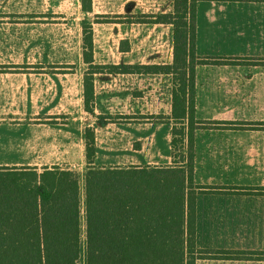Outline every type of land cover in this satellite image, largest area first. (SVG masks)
I'll use <instances>...</instances> for the list:
<instances>
[{
    "label": "rangeland",
    "instance_id": "rangeland-1",
    "mask_svg": "<svg viewBox=\"0 0 264 264\" xmlns=\"http://www.w3.org/2000/svg\"><path fill=\"white\" fill-rule=\"evenodd\" d=\"M6 1L7 5L0 0V75L20 77L22 74H34L41 77L47 74H74L73 68L71 71L55 72L49 70V66L84 64L85 30L92 33V38L95 37L93 48L95 45L101 46L94 50L95 64L107 63L109 67L128 62L145 66L172 62L170 27L149 24L162 7H172L171 0H141L144 5L139 7L140 14L126 17L114 14L105 20L98 19L100 25L94 24L93 18L83 13L81 22L70 26H52L42 22L49 16H43L45 10L37 0L35 9L31 11L24 9L23 0ZM231 11L232 15L246 14L241 9L233 8ZM207 12L216 14L217 9L207 10L204 5L197 8V21L201 28V18ZM135 13H138L137 9ZM252 14L264 20V7H258L256 13ZM4 19L9 22H4ZM16 19L28 20L21 23L15 22ZM138 20L143 24H131ZM252 26L264 27V24ZM49 29L53 31L49 32ZM80 31L81 53L77 36ZM98 36L106 38L98 39ZM203 36L200 29L198 53L207 54L213 58L212 62L226 66H204L196 70V119L201 126L196 134V152L194 150L196 183L201 187L197 200V236L200 239L222 233L225 237L264 235V39L227 40V45H224L222 40L211 39L210 36L205 39ZM129 37L130 40H127ZM128 49L132 50L130 55L119 54ZM7 64L13 71L8 72L4 68ZM92 72L93 69L89 67L84 73L80 108L73 103L77 101V96L70 93L71 89L62 87L60 94L54 95L59 108L62 109L61 105L66 108L60 111L58 121L52 120L48 124L67 127H42L39 125L46 124L43 118L30 119L32 111L36 112L44 101L53 97V94L42 97V88L36 90L33 87V91H39L40 95L39 98H36L37 94L29 96L34 104H29L32 109H28L31 112L26 115L20 112L21 101L13 105V111L25 115L20 116L25 119H16L9 121L8 126H0V167L27 166L37 167L40 171L43 165H60L77 173L82 194L86 167H69L66 164H77L74 160L80 156V148H69L67 145L72 139L78 141L81 136L84 151L85 135L90 131L94 141L98 136V140L108 143L109 153L113 157H120L122 152L126 153L123 148L128 143L121 140L123 135H127L120 131L121 127L143 129L139 132L144 135L140 143L129 142L133 150H139L140 144L144 145L147 162L164 164L172 161L169 158L170 126L158 118L170 113V77H117L110 75L106 68ZM103 82L106 85L101 87ZM85 84L92 85L93 96L88 105L85 104ZM50 86L53 91L56 89L54 85ZM94 86L97 87V97L94 96ZM1 113L2 109L0 119ZM91 124L94 127H89ZM33 162L39 164L34 165ZM80 264H84L83 254Z\"/></svg>",
    "mask_w": 264,
    "mask_h": 264
},
{
    "label": "trees",
    "instance_id": "trees-1",
    "mask_svg": "<svg viewBox=\"0 0 264 264\" xmlns=\"http://www.w3.org/2000/svg\"><path fill=\"white\" fill-rule=\"evenodd\" d=\"M199 1L223 0H172L171 12L149 23L170 27V65L105 67L113 75L170 77L171 113L158 118L172 125V165L97 167L87 131L82 194L71 169L0 167V264H80L82 254L84 264H195V71L210 64L196 56ZM81 8L90 14L91 0ZM83 35V59L92 66V33ZM84 88L88 105L92 85Z\"/></svg>",
    "mask_w": 264,
    "mask_h": 264
},
{
    "label": "crops",
    "instance_id": "crops-1",
    "mask_svg": "<svg viewBox=\"0 0 264 264\" xmlns=\"http://www.w3.org/2000/svg\"><path fill=\"white\" fill-rule=\"evenodd\" d=\"M8 4L6 0H2ZM36 0H23V7L26 10H33L35 9L34 3ZM41 3L42 8L45 10V13H42L43 16H49L47 19H42L46 25H75L77 22H81L84 18L82 8H81V0H37ZM160 1V0H159ZM170 1V0H169ZM172 3V0H171ZM140 5H144L141 0H91V13L87 14V16L93 18L92 22L96 25H100L101 22L99 20H105L107 16H112L116 14L119 17H126V16H134L136 14H140L139 7ZM200 5H204L207 10L210 9H217L216 14L206 13L207 15L201 18V25L203 28L199 26V20L197 21V8ZM159 6H161L159 4ZM258 7H264V0H223V1H199L196 4V56L199 59H205L210 64L198 66H213V67H222L226 66L225 64L216 65L213 64L211 59L207 54H200L197 51V39L199 38L200 29H202V34H204L203 38L216 40H222L224 45H227L225 41L227 40H243L249 38H256V39H264V36H258L257 34H264V27L252 26L258 24H264V20L262 17H258L252 13H256ZM16 8V7H15ZM64 8V9H63ZM235 8L236 10L241 9V12L246 14L240 15H232L231 10ZM63 9L64 11H61ZM135 9L138 10V13H135ZM244 9H246L244 11ZM117 10V11H116ZM231 12H230V11ZM116 11V12H115ZM172 11V7H162L159 13L166 14ZM144 14V13H143ZM49 19V20H48ZM99 19V20H98ZM4 22L8 19H4ZM28 19H16L15 22H27ZM48 20V21H47ZM39 22V21H36ZM62 22V23H60ZM137 24L140 26L143 24L141 21L132 22L131 24ZM205 25V26H204ZM158 26V25H154ZM161 26V25H159ZM168 27V26H167ZM53 31V29L48 30ZM78 38L80 39V43L78 42V50L81 53L82 46H81V39L82 34L81 31L77 34ZM134 37L130 35V37ZM130 37L127 40H130ZM95 38V37H93ZM105 36H98V39H104ZM201 39V38H200ZM95 40V39H94ZM96 43V40L93 41ZM94 46V45H93ZM101 46L95 45L93 49L96 51ZM240 47V46H239ZM228 48V47H227ZM241 48V47H240ZM103 50V49H102ZM132 52L131 49H128L125 52L119 53L120 55L126 54L127 56L130 55ZM227 54V53H226ZM229 55V53H228ZM230 56V55H229ZM232 56H234L232 54ZM94 57V56H93ZM95 58V57H94ZM231 58V57H230ZM172 63V62H171ZM170 63V64H171ZM212 63V64H211ZM107 63L95 64L93 63L92 66L88 64H77V65H55L52 64L49 66V70L55 72H65L71 71L73 68L74 74H52V75H40L35 76L34 74H22L20 77H15L12 74H1L0 75V109H2L1 119H0V126L9 125V121H15L16 119L22 120L25 118H21L20 116H25L27 112H31L28 109H32L29 104H34L33 100L30 102L29 96L38 97L39 91H36L38 88H42L40 94L42 97H47L53 94V97H49L48 101H44L41 108H37L36 112H31L30 119L42 120L46 124H42L39 126L42 127H67L66 125L56 124L54 126L48 124L52 120L55 122L59 120L60 111L64 110L66 106L61 105L59 108V104L56 101V97L60 94L61 88H68L71 89L70 93L73 96H77V101L75 100L74 105L77 103L79 108L81 106L82 100V89H83V80L86 76L84 73L87 72L89 67H100L105 68L108 65ZM125 66H134L141 64H133V63H123ZM168 64V65H170ZM109 66H118L117 64L109 65ZM8 72L13 71L10 65L4 66ZM196 68V70H197ZM45 70V69H40ZM101 75V74H98ZM113 75V74H110ZM144 74H117L113 76H143ZM93 76H96L94 74ZM39 77V78H38ZM109 80V79H108ZM96 79H94V83H96ZM54 85L56 89L53 91L50 85ZM71 84V86H68ZM97 84V83H96ZM106 85L104 82L102 83L101 87ZM18 88L15 90V88ZM24 87V88H23ZM33 87L36 89L33 91ZM47 87V89H45ZM100 87V86H99ZM51 89V90H48ZM195 90H196V71H195ZM39 94V95H40ZM55 95V96H54ZM97 87L94 86V96L97 97ZM34 99V98H33ZM139 99V97H137ZM196 100V99H195ZM17 101H21L20 105V112L25 115H18V112L13 111V105L17 103ZM35 103L38 105V99H36ZM4 106V107H3ZM29 106V108H28ZM19 108V107H18ZM195 109H196V101H195ZM19 110V109H17ZM171 113V108H170ZM170 113L166 115V117L170 116ZM18 115V116H17ZM19 117V118H18ZM134 117V115H133ZM165 117V118H166ZM29 119V120H30ZM80 119V118H79ZM75 120V119H74ZM197 120V119H196ZM31 121V120H30ZM198 121V120H197ZM207 122V121H204ZM168 125V124H166ZM170 126L169 136H171L172 125ZM200 127L195 132V140L196 134L201 129ZM81 127V126H80ZM89 127H94L91 124ZM107 128V127H106ZM120 131H122L123 137L121 140L128 142L126 147L123 148L126 153L122 152L120 157H113L111 153H109V146L106 141L98 140V136L95 137V147H96V156L94 165L97 167H142V166H154V167H161V166H171L172 165V157L171 162H165L164 164H158L157 162L151 163L147 162L144 157V145H139V150H133L132 144H130V140L133 143H140L143 139L144 135L140 134L139 132L143 129L140 127H121ZM97 131V129H95ZM129 131L135 133L134 135L130 134ZM98 132V131H97ZM137 133V134H136ZM172 139V136H171ZM158 140V139H157ZM69 148H80V156L77 157V160H74V163L77 164H70L69 162L66 163L69 167L72 166H85V156L83 151V141L81 136H79L78 141L76 139H72L71 143L67 145ZM171 148V145H170ZM194 149L196 152V141L194 142ZM34 165L39 164L38 162H33ZM30 165V164H28ZM58 166V165H53ZM43 167H47L43 165ZM60 167V165L58 166ZM62 168V167H61ZM69 169V168H67ZM194 183L196 187H199L197 191V200L200 195L201 190L200 186L196 183V158L194 157ZM196 212H197V201H196ZM197 215V214H196ZM264 228V223L262 225ZM264 233V232H263ZM221 235V236H219ZM215 237L207 236L205 238H198L197 236V218L194 223V256H195V264H264V235L262 234H255L250 237H225L222 234H219ZM246 240L244 242V240Z\"/></svg>",
    "mask_w": 264,
    "mask_h": 264
}]
</instances>
